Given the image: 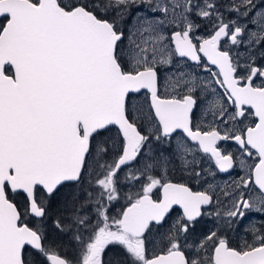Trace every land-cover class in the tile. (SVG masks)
Instances as JSON below:
<instances>
[{
  "label": "snow or ice",
  "instance_id": "snow-or-ice-1",
  "mask_svg": "<svg viewBox=\"0 0 264 264\" xmlns=\"http://www.w3.org/2000/svg\"><path fill=\"white\" fill-rule=\"evenodd\" d=\"M0 264H264V3L0 0Z\"/></svg>",
  "mask_w": 264,
  "mask_h": 264
},
{
  "label": "flooded vegetation",
  "instance_id": "flooded-vegetation-1",
  "mask_svg": "<svg viewBox=\"0 0 264 264\" xmlns=\"http://www.w3.org/2000/svg\"><path fill=\"white\" fill-rule=\"evenodd\" d=\"M205 35H206V33H205ZM189 63H191V62H189ZM213 70L215 71L216 69L213 67ZM221 144L224 146V148L227 151H235L238 148V146L233 141L221 142ZM200 156L203 158L201 165L203 163H205V162H209L210 165H206L205 168H208L209 170L215 172L216 176H217L216 178L223 179L224 181H226L228 183H230L233 180L234 175L236 177V175H238L241 172V170L238 169V168L237 169H233V170H231L230 172H227V173L220 172L215 167L214 161H211L210 159H208L206 154H200ZM251 162L252 161H250V163ZM202 167H203V165H202ZM197 170H199V167H198ZM167 175H168V178L172 182L185 183L193 191H202V190L207 189V187H208L207 179L202 178L200 180H196L195 178L189 176L186 172L180 171L179 167H177L176 165L170 166ZM229 177H232V179L230 181H228ZM138 188H139V185H135V186H131L130 185V186L124 187L123 190H124V192H131L132 193V192L137 191ZM159 191H160L159 189H156V190H154V193L159 192ZM217 192H219V189H217ZM154 198H155V196H154ZM126 203H127V201L125 203H121L119 211L122 209V206H124ZM52 207H53V209H55L56 204L54 203L52 205ZM207 207H208V211H210V212L214 211V209L211 206H207ZM181 211L182 210L179 209L178 206H176L175 209H174V212L172 213V215L175 216L177 213H179ZM114 214H115V212L113 213V215ZM253 215H257V217L260 218V215L258 213H252V214H250V217H253ZM215 224H216V221H215L214 217L207 216V215L202 217L200 219V221L196 224L195 235H201L203 233H206L208 230L213 229ZM160 231L163 232V229H161ZM47 235L50 238L63 239L65 242H67V236L65 235V236L61 237L60 234L57 233L56 230L54 229V227L51 225V221L50 220L48 222ZM230 235H231V239H232L233 244L241 243L242 242L241 241V237H244V236H240V234H238L236 232H232V233H230ZM156 238L159 239V243L156 245V248L154 247V250L159 251V249L162 246L163 242L161 241V238L158 235H155V234H154L153 238H151V239H156ZM245 238H247L249 240V242H251V236L250 235L245 237ZM152 247H153V244H149V248L151 249ZM68 255H69V257H71L73 255L71 249H69Z\"/></svg>",
  "mask_w": 264,
  "mask_h": 264
},
{
  "label": "rangeland",
  "instance_id": "rangeland-1",
  "mask_svg": "<svg viewBox=\"0 0 264 264\" xmlns=\"http://www.w3.org/2000/svg\"><path fill=\"white\" fill-rule=\"evenodd\" d=\"M261 3H264V0H257V4L259 5V4H261ZM205 29L204 28H201L199 31H198V35H205ZM196 71H197V73H198V75L201 77V78H207L208 77V73L207 72H205V71H203L202 69H196ZM211 120V117H209V118H207V119H205L204 121H203V123L204 124H207L209 121ZM202 165H203V167H202ZM200 164L199 165V170H201L202 171V176H203V178L204 179H207V181H208V184L209 183H211V184H215V185H218L219 187L217 188V189H219L220 187H224L228 182H226V181H224L223 179H219V178H216L217 176L215 175V176H212V175H210L209 174V172L211 171V170H209L208 168H205L206 167V165H210V163L209 162H205V163H203V164ZM213 172V171H212ZM244 173H243V171H241L238 175H243ZM238 175H236V177H235V175H234V178L233 179H235V178H237V176ZM232 179V177H229L228 178V181H230ZM124 187L122 188V191L124 192ZM129 193H131V192H129ZM126 202V200H124L123 198L121 199V200H119L118 202H115V211H112V214L115 212V214L117 213V212H119V208H120V205H121V203H125ZM111 211V210H110ZM251 219H253V220H259L260 218H258L257 217V215H253V217H250ZM216 221V220H215ZM236 233H238V234H240V236H244V233H243V231H242V229H237L236 231H235ZM158 243H159V239L158 238H156L155 239ZM157 243V244H158ZM156 244V245H157ZM156 245L154 246L153 245V247L151 248V249H153L154 247L156 248Z\"/></svg>",
  "mask_w": 264,
  "mask_h": 264
}]
</instances>
